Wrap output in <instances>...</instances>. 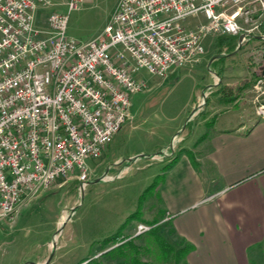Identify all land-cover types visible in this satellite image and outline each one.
<instances>
[{
	"label": "built area",
	"instance_id": "built-area-1",
	"mask_svg": "<svg viewBox=\"0 0 264 264\" xmlns=\"http://www.w3.org/2000/svg\"><path fill=\"white\" fill-rule=\"evenodd\" d=\"M84 2L68 0L63 12L56 0H0V220L58 180L86 187L89 161L132 118L142 70L166 77L194 66L212 36L264 41V0H119L106 27L81 42L68 24ZM197 15L204 21L188 26Z\"/></svg>",
	"mask_w": 264,
	"mask_h": 264
},
{
	"label": "rangeland",
	"instance_id": "rangeland-1",
	"mask_svg": "<svg viewBox=\"0 0 264 264\" xmlns=\"http://www.w3.org/2000/svg\"><path fill=\"white\" fill-rule=\"evenodd\" d=\"M67 1L56 0V9L68 12ZM118 2L85 0L70 14L69 36L81 42L95 38ZM203 21L204 16L197 15L186 24L196 27ZM243 34L210 37L200 63L166 77L142 70L147 86L134 96L132 118L104 155L89 161L92 170L86 187L76 177L58 180L42 193H32L11 217L0 220V264H134L132 257L148 264H173L172 256L166 258L157 249L151 230L159 226L158 232L174 247L185 243L164 215L160 188L166 167L181 153L186 133L201 130L192 105L198 91L225 89L224 94L226 89L249 87L254 112L264 104V41L256 37L242 41ZM206 98L203 95L198 102L208 103ZM191 138L187 147L198 141ZM209 220L202 221L201 229L207 231L204 250L213 254H202L193 264H228L225 233ZM141 225L150 229L139 233ZM211 231L214 235L209 237ZM111 237L117 243H106ZM128 241L137 248L128 250L130 257L108 254ZM249 259L250 264H264V240L250 248Z\"/></svg>",
	"mask_w": 264,
	"mask_h": 264
},
{
	"label": "crops",
	"instance_id": "crops-1",
	"mask_svg": "<svg viewBox=\"0 0 264 264\" xmlns=\"http://www.w3.org/2000/svg\"><path fill=\"white\" fill-rule=\"evenodd\" d=\"M224 90L198 91L192 105L201 130L186 133L160 188L164 215L183 241L193 245L189 264L202 254H213L204 250L203 220L210 219L212 227L225 233L228 264H250V248L264 240V117L254 112L249 87L222 94ZM203 95L208 103L198 102ZM190 137L198 141L187 147ZM213 235L211 231L209 237Z\"/></svg>",
	"mask_w": 264,
	"mask_h": 264
},
{
	"label": "trees",
	"instance_id": "trees-1",
	"mask_svg": "<svg viewBox=\"0 0 264 264\" xmlns=\"http://www.w3.org/2000/svg\"><path fill=\"white\" fill-rule=\"evenodd\" d=\"M264 77V75H263ZM191 158L192 155H191ZM169 166L166 167V170L168 169ZM164 176L161 177V179ZM157 183H155L153 187L156 186ZM159 226L155 227L154 229L151 230V233L155 236V245L158 247L157 249H159L162 253V255L166 258H168L169 256L173 257V264H188L187 263V257L189 255V253L193 250V246L187 244L186 242L181 246V247H174L172 245V243H170L167 238L160 234L159 232ZM116 239L111 237L106 243H110V244H115L117 243V241H115ZM135 245L133 243H131L130 241L118 246L115 250H111L110 252H108V254H113L116 255L118 253H120L122 256H126V257H130L131 255L129 254V251H133L135 250ZM137 249V248H136ZM129 250V251H128ZM127 253V254H126ZM132 263L134 264H148V263H144L142 262V260L132 257Z\"/></svg>",
	"mask_w": 264,
	"mask_h": 264
},
{
	"label": "bare ground",
	"instance_id": "bare-ground-1",
	"mask_svg": "<svg viewBox=\"0 0 264 264\" xmlns=\"http://www.w3.org/2000/svg\"><path fill=\"white\" fill-rule=\"evenodd\" d=\"M263 117H264V112H263ZM48 186H49V185H48ZM48 186H46V187H48ZM44 188H45V187H44ZM17 207H18V206L12 207V209H11V215L16 211Z\"/></svg>",
	"mask_w": 264,
	"mask_h": 264
},
{
	"label": "water",
	"instance_id": "water-1",
	"mask_svg": "<svg viewBox=\"0 0 264 264\" xmlns=\"http://www.w3.org/2000/svg\"><path fill=\"white\" fill-rule=\"evenodd\" d=\"M263 75H264V73H263Z\"/></svg>",
	"mask_w": 264,
	"mask_h": 264
}]
</instances>
